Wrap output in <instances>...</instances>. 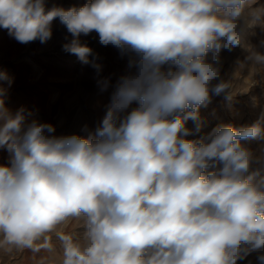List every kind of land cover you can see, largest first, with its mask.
Instances as JSON below:
<instances>
[{
  "label": "clouds",
  "instance_id": "1",
  "mask_svg": "<svg viewBox=\"0 0 264 264\" xmlns=\"http://www.w3.org/2000/svg\"><path fill=\"white\" fill-rule=\"evenodd\" d=\"M249 0H88L65 9L48 0H0V28L17 42L46 43L56 18L72 39L66 52L102 71L80 36L134 54L102 122L86 138L56 136L5 103L13 79L0 69V246L51 251L61 264H237L264 249V160L241 141L264 136L261 120L220 125L207 136L199 109L229 88L220 52L241 43ZM259 19V15L256 17ZM211 52L212 59H207ZM250 59L264 66V55ZM174 66L164 71L163 66ZM101 91L109 86L98 80ZM226 99H231L227 96ZM138 107L130 112V105ZM194 128L187 127L188 121ZM86 130V129H85ZM259 177V179H257ZM82 220L83 235L60 233ZM264 264V253L257 257Z\"/></svg>",
  "mask_w": 264,
  "mask_h": 264
},
{
  "label": "rangeland",
  "instance_id": "2",
  "mask_svg": "<svg viewBox=\"0 0 264 264\" xmlns=\"http://www.w3.org/2000/svg\"><path fill=\"white\" fill-rule=\"evenodd\" d=\"M87 2L48 0V6L55 3L67 9ZM238 23L244 30L241 43L231 51L223 49L220 52V73L212 82L215 85L223 81L230 87L220 95L211 94L210 103L199 109L203 129L186 139L203 138L220 125L250 126L260 121L264 114V66L250 59L254 53L264 55V0H249V6ZM71 39L59 18L53 21L52 37L46 43L36 40L22 44L11 37L7 29L0 28V69L13 79L5 103L12 112L21 108L30 112L29 122L34 119L54 125L56 136L86 138L102 122L120 78L135 74V66H129V61L135 57L134 54L122 55L112 45H101L96 32L81 34V43L98 54L97 62L102 65V71L97 76L94 68L82 64L77 56L64 50V44ZM212 55L208 53L209 61ZM170 67L175 70L170 65H164L162 70L168 71ZM100 79L109 81L104 91L98 84ZM229 95L231 99H226ZM136 107L138 104L133 102L127 111ZM187 127L194 128V123L189 120ZM241 143L254 156L264 157V136L242 140ZM8 161V151L0 148V164L6 165ZM253 169H260L261 176H264V160L254 163ZM82 223V220L72 219L57 231L82 237ZM50 242L53 245L51 251L41 248L33 252L0 246V264H61L62 247L56 233L50 234ZM261 253L264 249L252 251L237 264H259L257 257Z\"/></svg>",
  "mask_w": 264,
  "mask_h": 264
}]
</instances>
